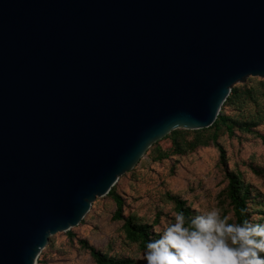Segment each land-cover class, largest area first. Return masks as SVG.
<instances>
[{
  "label": "water",
  "instance_id": "obj_1",
  "mask_svg": "<svg viewBox=\"0 0 264 264\" xmlns=\"http://www.w3.org/2000/svg\"><path fill=\"white\" fill-rule=\"evenodd\" d=\"M249 76L264 77V0H0V264H35Z\"/></svg>",
  "mask_w": 264,
  "mask_h": 264
},
{
  "label": "rangeland",
  "instance_id": "obj_2",
  "mask_svg": "<svg viewBox=\"0 0 264 264\" xmlns=\"http://www.w3.org/2000/svg\"><path fill=\"white\" fill-rule=\"evenodd\" d=\"M236 85L255 88V94L224 106L225 113L239 122L255 120L257 125L250 131L235 127L232 135L225 129L220 130L217 142L224 148V163L219 160L220 152L211 141L208 146L181 153L172 151L169 139L162 137L153 142L114 186L123 198L124 216H137L160 235L175 222L176 211L169 195H176L186 201L193 215L215 207L222 218L233 223V212L224 194L228 182L226 172L232 170L250 186L254 201L249 203L252 220L264 223V143L260 137L264 135V77L249 76ZM192 137L191 132L186 135V139ZM155 147L169 155L153 160V154L158 152ZM115 209L109 195L97 197L78 225L50 236L35 264H94L89 251L81 247L80 239L109 255L129 257L135 264H146L145 250L126 239L123 221L113 217Z\"/></svg>",
  "mask_w": 264,
  "mask_h": 264
},
{
  "label": "clouds",
  "instance_id": "obj_3",
  "mask_svg": "<svg viewBox=\"0 0 264 264\" xmlns=\"http://www.w3.org/2000/svg\"><path fill=\"white\" fill-rule=\"evenodd\" d=\"M174 220L146 243V264H264V223H228L215 207Z\"/></svg>",
  "mask_w": 264,
  "mask_h": 264
},
{
  "label": "trees",
  "instance_id": "obj_4",
  "mask_svg": "<svg viewBox=\"0 0 264 264\" xmlns=\"http://www.w3.org/2000/svg\"><path fill=\"white\" fill-rule=\"evenodd\" d=\"M254 91H256L255 88L253 89L252 87H247L245 85L238 86L235 84L231 88L228 96L221 106L219 114L211 126L202 129H193L191 131L184 128H177L171 130L163 138L170 140L171 149L175 153H181L186 149L192 150L199 146H208L211 141L220 152L219 160L224 163L225 151L222 145L217 142V136L220 130L225 129L229 135H232L235 127H239L245 131H250L257 125L255 120L239 122L233 119L225 113L224 106L238 102L245 95L252 97L253 94H255ZM189 132L192 133L193 137L191 139H186V135H188ZM260 137L264 143V135H260ZM156 150L158 152L155 156L153 154V160H161L169 155L167 151H163L158 147H155V151ZM226 177L228 182L224 188V194L233 212V223H243L245 221L253 224L259 223L253 221L251 218L249 203L254 201L251 200L252 192L250 186L244 183L238 172L232 170L227 171ZM115 184L111 187L107 194L111 197L116 206L113 217L114 219H120L123 221L122 229L126 239L130 242L136 243L140 249L145 250L146 243L149 240L158 239L159 234L151 231V225L141 221L137 216L133 214H129L127 216L123 215L122 210L124 201L121 195L115 191ZM169 198L174 204L176 213L183 212L186 221L195 216L193 215L190 207L186 205L185 200L176 195H169ZM79 243L82 248L89 251L94 264H135L133 259L129 257L109 255L106 252L95 248L93 245H90L85 239H80Z\"/></svg>",
  "mask_w": 264,
  "mask_h": 264
}]
</instances>
